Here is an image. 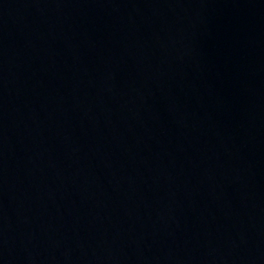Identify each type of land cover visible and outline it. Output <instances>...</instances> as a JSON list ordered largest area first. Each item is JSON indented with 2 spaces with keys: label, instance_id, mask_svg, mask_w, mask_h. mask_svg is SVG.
<instances>
[{
  "label": "water",
  "instance_id": "1",
  "mask_svg": "<svg viewBox=\"0 0 264 264\" xmlns=\"http://www.w3.org/2000/svg\"><path fill=\"white\" fill-rule=\"evenodd\" d=\"M0 264H264V0H0Z\"/></svg>",
  "mask_w": 264,
  "mask_h": 264
}]
</instances>
